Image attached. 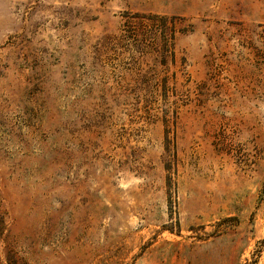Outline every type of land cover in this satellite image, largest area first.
<instances>
[{
	"label": "rangeland",
	"instance_id": "374dc122",
	"mask_svg": "<svg viewBox=\"0 0 264 264\" xmlns=\"http://www.w3.org/2000/svg\"><path fill=\"white\" fill-rule=\"evenodd\" d=\"M263 183L264 0H0V264H264Z\"/></svg>",
	"mask_w": 264,
	"mask_h": 264
},
{
	"label": "trees",
	"instance_id": "16d2710c",
	"mask_svg": "<svg viewBox=\"0 0 264 264\" xmlns=\"http://www.w3.org/2000/svg\"><path fill=\"white\" fill-rule=\"evenodd\" d=\"M136 17L139 18V20H140L144 16H139V17L136 16ZM138 24H139V21H137V25ZM135 31H136V36H138L139 38H141V32H140L141 30L139 28H137ZM125 32H127V30L122 31V34L116 36V38H115L116 39V43L120 42V38L130 36L129 34H126ZM129 44L132 45V43H129ZM134 50H136L135 47H134ZM162 80L165 82V79H162ZM261 197H264V183L262 184L261 189H260V198Z\"/></svg>",
	"mask_w": 264,
	"mask_h": 264
}]
</instances>
